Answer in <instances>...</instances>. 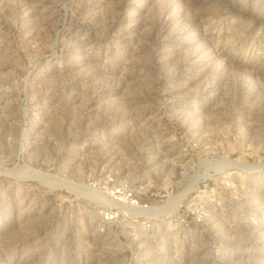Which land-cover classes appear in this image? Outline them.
<instances>
[{
  "label": "rangeland",
  "instance_id": "374dc122",
  "mask_svg": "<svg viewBox=\"0 0 264 264\" xmlns=\"http://www.w3.org/2000/svg\"><path fill=\"white\" fill-rule=\"evenodd\" d=\"M0 264H264V0H0Z\"/></svg>",
  "mask_w": 264,
  "mask_h": 264
},
{
  "label": "built area",
  "instance_id": "2783aa9c",
  "mask_svg": "<svg viewBox=\"0 0 264 264\" xmlns=\"http://www.w3.org/2000/svg\"><path fill=\"white\" fill-rule=\"evenodd\" d=\"M92 188L109 200V205L102 206L99 210V218L102 226L128 221L134 231L138 229L149 230L152 220L157 217L174 216L170 214L172 203L163 200L158 191L152 187L136 186L128 182L118 181L114 176L106 177L102 182L92 183ZM160 202L154 204L152 200ZM178 213L173 219L180 225L189 226L190 213L184 203L176 206ZM197 214L195 211H190Z\"/></svg>",
  "mask_w": 264,
  "mask_h": 264
},
{
  "label": "bare ground",
  "instance_id": "6f19581e",
  "mask_svg": "<svg viewBox=\"0 0 264 264\" xmlns=\"http://www.w3.org/2000/svg\"><path fill=\"white\" fill-rule=\"evenodd\" d=\"M253 169V168H252Z\"/></svg>",
  "mask_w": 264,
  "mask_h": 264
}]
</instances>
